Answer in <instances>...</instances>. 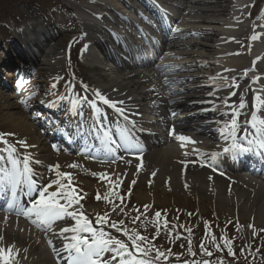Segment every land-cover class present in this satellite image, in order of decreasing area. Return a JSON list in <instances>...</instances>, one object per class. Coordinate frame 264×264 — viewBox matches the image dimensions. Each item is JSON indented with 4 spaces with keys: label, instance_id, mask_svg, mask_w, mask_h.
Here are the masks:
<instances>
[{
    "label": "bare ground",
    "instance_id": "1",
    "mask_svg": "<svg viewBox=\"0 0 264 264\" xmlns=\"http://www.w3.org/2000/svg\"><path fill=\"white\" fill-rule=\"evenodd\" d=\"M68 1L76 13L75 20L79 25V35L83 34L82 36L88 39L80 59L91 69L92 83L98 87L101 94L109 99L124 101L123 105H117V107L125 109L123 115L107 107L114 113H106L101 108L97 112V116L101 122L107 123L113 135H119L120 130L127 129L134 146L127 150L117 149L118 164L112 167L83 162L79 155L72 156L65 151L54 154L53 149L47 146L46 142L44 143V137L35 134L36 130H33L35 128L29 118L24 116L16 118L6 111L12 107H18L20 113L24 114L28 104H37L40 101L38 98L29 100V97L36 94L37 91L26 92L27 85H25L26 90L21 92L14 90V93L8 94L7 97L0 94L2 124L9 130V133H14L17 137L18 140H15L13 144L16 145L18 152L23 154L27 151L31 154L30 166L36 173L37 178H34L38 179L40 185L46 184V181L58 179L55 169L50 170L49 168V166L57 164L60 166V171L72 174L73 185L78 182L87 195L92 193L93 188L84 178L94 180V177L89 174L93 171L97 173L96 178L98 175L101 176L100 179L98 178V183L95 184L101 194H104L106 189L121 188L124 185L139 187L141 180L149 175L153 177L154 187L148 186L149 193L140 190L141 194H136L135 197L141 203L168 204L173 198L161 193L163 197L161 199L156 191L161 186L170 189L173 194L178 192L184 197H186L185 192L189 193L198 205L208 201L222 218L236 214L243 222L251 221L254 227L264 226V176L254 178L244 174L238 175L237 178L229 176L232 173L235 175L234 173L240 172V170L230 167L229 163L232 160L230 154L221 153L227 143L219 132L223 124L231 118L225 114L229 109L222 104V99L237 106L238 121L242 118L246 121L253 112L254 91H259L261 97L264 98V53L258 51L253 43L247 44L249 40L257 38V29L252 24L246 23L248 17L245 14L239 18L235 17L236 13L243 12L246 4H239V0H185L184 7L180 8L178 14L181 20L176 25L177 31L172 35L173 39L180 37L183 40L168 41L167 47L171 48L170 52L166 54V57H163L165 60L160 62V65L172 66L177 74L164 78L151 68H145L140 72H131L126 67L128 63L124 58L125 52L129 48L128 40L132 38L137 40L139 35L136 32H130L128 26H131L132 23L129 18L124 17V14L128 13L130 17L135 18L137 11L135 4H139L141 0ZM73 1H76V4L71 3ZM259 1L254 0L252 3V12L249 13L251 19ZM153 2L156 6L153 7L154 3H151L152 10L157 9V3L161 6L160 14L164 12V9H167L166 3L162 0H153ZM129 8L135 11H131ZM141 10L143 11L142 8ZM140 18L143 17L137 16V19ZM137 19L134 22H137ZM262 19L264 20V15ZM108 25L120 27V33L123 35L108 29ZM31 33L44 36L39 24L29 20L20 29L21 36L17 35L15 39H21L22 36ZM47 36V31H45V37L47 38ZM104 36H107L111 43L104 42ZM254 36L255 39H253ZM25 39L27 40V38ZM97 44L103 47V53L105 51L110 53V63L107 62L106 57L104 58L105 63L97 59L93 60L92 54L87 52ZM114 49L118 51L116 52ZM63 57L64 50L60 44L46 41L40 58L36 57L31 62L33 63L39 58L35 63L37 75L48 76L51 83L56 85L59 78L53 74L55 69L64 65ZM103 66L108 69L101 70ZM245 70L248 71L245 72ZM169 71L172 70L169 69ZM257 77H259L258 82L251 88L250 84ZM234 78L241 81L245 87L249 83L250 88L246 91L241 86L246 91L245 93L230 95L231 92L236 91V87L231 85L232 81H235ZM166 80L168 83H165ZM206 85H210V87L205 88ZM74 86L76 87V84ZM21 88H23L22 85ZM170 89H176V91ZM69 90L72 89L67 87V91ZM75 97L73 96L72 102ZM241 97L246 105L243 109L238 107ZM92 98L93 94L91 93L89 99ZM10 99H16V104L8 105ZM22 99L28 101L27 105L20 103ZM52 100V97L45 98L46 103ZM79 106L83 107L81 101L76 105L77 108ZM71 109L74 112L72 104ZM201 112H205V115ZM258 115L264 118V108ZM104 117H106L105 120H103ZM57 123L55 121V124ZM153 126L163 128V132L166 133V135L163 133L165 137L159 139L161 145L164 146L148 150V146L145 144L146 136L142 131L151 129ZM244 126L245 123L242 124L240 132H243ZM172 129H174V133ZM181 135L189 137L196 143L180 141L179 136ZM19 140L26 141L32 147L25 150L17 143ZM2 146L0 145V148H3ZM98 153L103 155L99 150ZM130 154L143 155L137 158L130 157ZM213 154L217 157L215 161L211 159ZM250 156L252 155L250 154ZM189 158L203 161L204 166H201V163L196 165L187 163ZM256 159L260 161L259 156ZM243 161H245V157ZM73 163L77 165L76 168L69 167ZM209 163L217 170L213 171V167L208 166ZM225 171L228 175L224 174ZM130 177L136 181L134 184ZM63 182L67 183V180L65 179ZM50 190H55V187ZM6 195H11V192L9 191ZM19 195L24 202L29 199L23 191ZM35 198L36 194L34 193V197L31 199ZM95 211L94 208L89 209L88 215ZM69 221L72 222L71 226H74V221L70 218ZM62 227H66V225ZM62 227L56 222L53 226L54 231L45 232L25 217L16 218L0 214V234L4 236L5 245L15 243L17 249L20 250L19 264H57L60 258L67 256L64 252L67 240L62 246L60 236L56 235ZM67 234L72 235L71 233ZM49 240L52 241L51 245ZM54 247L59 251V258ZM24 249L27 251L25 252ZM54 256L57 258L55 259Z\"/></svg>",
    "mask_w": 264,
    "mask_h": 264
},
{
    "label": "snow or ice",
    "instance_id": "2",
    "mask_svg": "<svg viewBox=\"0 0 264 264\" xmlns=\"http://www.w3.org/2000/svg\"><path fill=\"white\" fill-rule=\"evenodd\" d=\"M256 37L254 36L253 39ZM159 67V65H157ZM172 67V66H166ZM162 71L166 69H161ZM248 70H245L247 72ZM259 77L252 83L258 82ZM165 83H168L166 80ZM71 87V85H69ZM56 87L55 84L52 85ZM84 93L88 92V86L83 85ZM238 88V84L235 85ZM230 95L235 96L236 92L233 91ZM94 99L89 100L85 94L82 96L83 101H87L92 108L99 112L97 102L107 105L108 107L116 110L123 115L125 109L123 107H117V105H123L124 101H114L107 96L101 94L98 90L93 92ZM60 100L63 101L64 97L61 96ZM254 104L253 112L248 120L245 121L243 128V134L240 135V125L238 124V112L237 106L229 104V101L222 99V104L229 109L226 115L231 118L229 121L223 124L219 132L222 139L228 146L223 148V152L227 155L230 154L234 162L246 154H258L264 157V118L260 117L258 113L264 108V98L261 97L259 91H254ZM80 101L73 100L72 107L75 108ZM22 105H27V100H20ZM243 97L240 98L239 108L245 107ZM127 119V117H125ZM174 133V129H172ZM7 136H15L14 133H0V192L7 194L11 192V198L7 203V207L2 209L9 213H15L17 216H23L27 218L32 224L42 231L49 232L54 231L53 226L57 221L70 218L74 221V226L62 227L57 233L59 236L64 237L69 242L64 246V252L67 255L68 264H158L161 260L167 261L171 253L165 254L161 252L154 245H148V238L139 234L135 229H128L124 226L123 221L114 222L109 221L107 216H96L95 223L99 228L93 226L92 220L88 218L82 209H78L81 197L77 193L75 186L73 185V177L71 173L60 171V166H49L50 170L55 169V174L58 177L55 181H49L47 184L40 185L34 178L35 173L30 166L32 162V156L29 152L25 151L23 154L18 152L15 144L9 143L6 139ZM120 141L113 137L110 131H104L103 133V150L105 155L115 160V153L117 149H128L132 145L130 136L127 129H122L119 132ZM179 140L182 142H190L195 144L196 141L190 140L189 137L181 135ZM17 143L27 150L32 147L24 140H19ZM216 155L213 154L212 161L216 160ZM201 166H204V162L200 161ZM209 167H213L211 163ZM70 168H76L75 163L69 165ZM217 169L213 167V171ZM155 175V173H153ZM223 175V173H221ZM67 183H64V180ZM135 183V181H133ZM55 187V190H50ZM23 191L24 195L29 199L26 202H22L19 193ZM33 193L36 194L35 199H31ZM101 195L98 193L96 200L101 199ZM116 198L123 202V197L119 194ZM112 202V201H110ZM115 207V205H114ZM137 215L133 217V223L139 220L143 213H140L139 209L135 210ZM148 206L144 207V213H147ZM155 217L159 222V218L162 213L160 211L155 212ZM191 215V214H189ZM163 228L168 227V222L165 219L161 225ZM105 227L114 229L120 236L113 235L111 232L105 231ZM175 227V226H174ZM252 228V234L255 237L257 230L254 225H249ZM190 231V230H189ZM260 231H264L261 229ZM66 233H71L70 237L65 236ZM123 237V238H121ZM126 238V239H124ZM210 243L216 248L217 251L227 250L229 256L235 257L236 253L233 248V241L222 237L223 244L218 242L215 234L209 233L208 236ZM49 244L52 241L49 240ZM26 252L27 249H24ZM57 256L59 258V251ZM199 251L205 257H212L213 253L208 250L203 243L199 245ZM259 253V249L256 250ZM154 253V255H153ZM107 254H111L107 256ZM251 255V253H249ZM191 255L195 257L196 252H192ZM107 256V258H106ZM20 250L17 249L15 243L10 245L4 244V236L0 234V264H19ZM26 258V257H25ZM247 258V257H246ZM255 259V256H253ZM264 261V257H261ZM182 264H211L209 259L184 261ZM222 264V261H221Z\"/></svg>",
    "mask_w": 264,
    "mask_h": 264
},
{
    "label": "rangeland",
    "instance_id": "3",
    "mask_svg": "<svg viewBox=\"0 0 264 264\" xmlns=\"http://www.w3.org/2000/svg\"><path fill=\"white\" fill-rule=\"evenodd\" d=\"M28 1L29 0H27V3H31L34 0H30L29 2ZM56 1L59 4H65L67 6L69 4L68 0ZM35 3L36 4L25 5L20 2H9V0H5L4 3L3 0H0V17H8V22L7 20H0V39L3 41H6V39H12V28H14L15 26H12L10 22H14L13 24L18 23V25L20 26L24 22H27V14H31V16H33L34 19H37L39 22H41V19H43L44 28L46 26L47 30H51V37L52 35L55 36L59 34L54 43L62 45L65 51L70 52V61L69 59H66L65 66H63L61 69H55V74L53 75L61 77V75L63 74L66 77V80L61 79L63 86L69 82L67 76L69 73H71V71L68 73V68H71L75 76H77L84 82H87L92 88H94V91L98 90V87H96L91 81L92 71H90V69L86 65H84L82 62H79L77 59V51L76 49H74V47L79 48L77 44L78 40L76 39L77 37L75 38L77 31L75 28L77 27V25L74 23L73 19H71L70 23L67 22L66 17H62L61 19L58 14L64 13V11L60 10L56 12V10H51L52 5L50 2L45 3L46 5L50 4L48 8L43 3L40 5L38 3V0ZM65 10H67V7H65ZM48 11L49 13H52V16L49 21L46 22L44 20L45 13L47 14ZM64 23H67L66 28H64ZM48 82V76L38 77V85L36 87H32V89L29 90L37 91V93L32 94L29 100H36L37 98L40 99L41 96H43L44 92L50 88ZM6 92L8 94L10 93L8 91ZM57 92L60 91H56V93ZM7 93H5L4 90H2V88L0 87V94H3V96L7 97ZM16 102V99H10L8 105L12 106L13 104H16ZM32 105L36 107L34 108V111H36L38 115L44 118L48 116L47 113H45L43 107H37L36 104ZM28 110L29 116L27 114L26 116L25 114L20 113L18 107H12L11 109H8L6 111L16 118H21L23 116L25 118H30L32 116L33 108H29ZM30 121L35 128L33 130H36L35 134L39 135V132L41 131L38 129V126L35 125V123L39 122V124H41V119H34L33 116V120ZM0 133H9V130H7L6 127L3 126L1 118ZM6 139L9 141V143L12 144L15 140H18L15 136H7ZM187 160L188 161L186 162L191 165L199 164L201 161L197 159L193 160V158H189ZM61 168L63 169V167ZM238 175L240 174L229 176H234L235 178H237ZM145 176L142 177L144 178ZM130 178L133 183V181L135 180H133L132 177ZM89 181H92L94 190L93 193L87 197V200L84 202L83 206L85 210H88L92 207L96 209L93 216L94 224L96 225V216L105 215L107 216L109 221H123L125 227H127L128 229H135L139 234L147 237L148 245H154L165 254L171 253L169 259L166 262L161 260L160 262H158V264H182V262L184 261L202 259H209L211 264H221V261L222 264H264V261H262L261 259V257H264V231H260L261 229H264V226H255L257 235L254 237L252 234V228L249 227V225H253L251 221L243 222L236 214H232V216L227 215L222 218L221 215L216 212V209L212 207L208 201L198 205L196 200L192 197V195H189V193L185 192L184 195L186 197H184L178 192L173 194L170 189L166 187L162 188L161 186L156 189L159 197L162 199L163 197L161 196V193H163L169 198H173L168 202V204L157 205L151 202L141 203L135 197L136 194H141L139 192L140 190L149 193L150 188H148V186L151 188L154 187V185L152 184L153 177L149 175H147V178L141 180L139 187L137 185V187L135 188L124 185L121 188L106 189L104 191V194H101L100 190H97L94 186V184L98 181L97 178L94 180L89 179ZM74 184H78V182H75ZM98 193L102 197L99 201L96 200V196ZM117 194L123 197L122 203L119 199L116 198ZM82 195L87 194L82 193ZM146 205L148 206V211L147 213H144V207ZM136 209H139L140 213H143V215L140 216L138 221L133 223L132 218L137 215V212L135 211ZM157 211H160L162 213L161 217L159 218V222L154 215ZM165 219L168 222L167 228H163L161 226ZM111 233L118 237L120 236V234L116 233L114 229L111 230ZM209 233L215 234L218 242H220L221 244H223V240L221 239L222 237H226L232 240L233 248L236 253L235 257L229 256L226 249L224 251H217L216 248L210 243V240L208 238ZM201 243H203L205 247H207L208 250L213 253L212 257H205L199 251V245ZM257 249H259V253H257ZM192 252H196L197 255L193 257L191 255ZM249 253H251V255ZM253 256H255V259H253Z\"/></svg>",
    "mask_w": 264,
    "mask_h": 264
}]
</instances>
